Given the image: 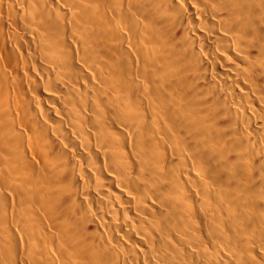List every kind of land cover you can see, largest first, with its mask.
Masks as SVG:
<instances>
[{
  "label": "bare ground",
  "instance_id": "1",
  "mask_svg": "<svg viewBox=\"0 0 264 264\" xmlns=\"http://www.w3.org/2000/svg\"><path fill=\"white\" fill-rule=\"evenodd\" d=\"M0 264H264V0H0Z\"/></svg>",
  "mask_w": 264,
  "mask_h": 264
}]
</instances>
